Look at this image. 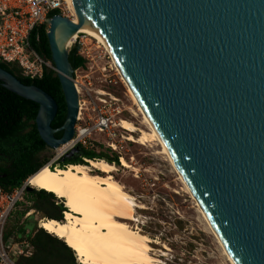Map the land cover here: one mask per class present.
<instances>
[{"label":"water","instance_id":"95a60500","mask_svg":"<svg viewBox=\"0 0 264 264\" xmlns=\"http://www.w3.org/2000/svg\"><path fill=\"white\" fill-rule=\"evenodd\" d=\"M71 2L77 23L54 14L46 32L66 105L59 128L53 97L0 67L4 87L38 104L47 148L73 136L78 111L69 50L55 30L68 36L88 19L234 263L264 264V0Z\"/></svg>","mask_w":264,"mask_h":264},{"label":"rangeland","instance_id":"374dc122","mask_svg":"<svg viewBox=\"0 0 264 264\" xmlns=\"http://www.w3.org/2000/svg\"><path fill=\"white\" fill-rule=\"evenodd\" d=\"M81 39L84 41L83 53H86L87 47L89 54L85 65L73 73V78L83 84L80 86L79 93L84 108L82 111L94 118L95 112L91 110V106H102L99 100L102 96L97 90H104L119 98L117 104L122 112L114 116L116 121L122 117L133 121L138 127H144L141 117L131 112V109H137V106L120 74L118 75L111 66L112 59L108 58L102 44L94 38L87 37L86 34H83ZM77 49L82 51L79 46ZM104 66H106L105 71L102 70ZM103 97L108 98V96ZM102 109L104 112L114 113L110 106L102 107ZM90 122L92 120L86 119L80 124ZM130 134L138 136L139 133H131L122 127L113 126L108 132L93 131L87 138L85 146L80 145L84 148L104 151L108 155L117 154L118 164H115L116 170L113 176L136 198L139 205H143L136 208L137 221L129 220L128 224L133 228L142 229L157 241L151 243L152 252L159 256L163 264H230L217 238L203 218L195 199L191 197L185 184L179 179L167 155L157 153L161 151L160 143L153 141L141 144L127 140L126 137ZM113 141L119 145L118 151L108 146L107 142ZM78 147H74L72 153H76ZM120 156H123L132 167L123 166ZM39 157H48L44 165L51 163L53 167L55 166V163H52L54 149H45ZM33 189L38 190L35 187ZM29 192L27 191L24 200L18 204L8 219L7 229L21 227L23 231L29 232L38 227L39 218H46L40 211L33 208L35 199ZM54 199L64 204V200L55 193ZM25 212H29L26 217ZM161 253L165 255L160 256ZM74 260L76 263L79 262L77 254Z\"/></svg>","mask_w":264,"mask_h":264},{"label":"bare ground","instance_id":"6f19581e","mask_svg":"<svg viewBox=\"0 0 264 264\" xmlns=\"http://www.w3.org/2000/svg\"><path fill=\"white\" fill-rule=\"evenodd\" d=\"M64 3L69 11V18L73 23H77L71 0H64ZM86 20L87 29L78 28L77 31L68 36H65L63 27L58 26L55 30L57 43L62 48H68L77 37V33L81 32L102 44L101 46L112 59L111 66L118 75L120 74L128 93L137 106V109H131V112L135 116H140L144 125L141 128L133 121L120 117L117 126L127 129L131 133H139L138 136L130 134L126 137L127 140L141 144L153 141L160 143L161 151L157 153L167 155L168 160L179 175V179L185 184L191 197L195 199L196 205L217 238L228 261L230 264H235L221 237L212 226L206 212L157 134L132 87L122 75L106 41L99 31L90 24L89 20ZM81 85L83 86L82 83L75 82L78 93H80ZM97 92L104 94L102 91ZM126 109L129 111V107ZM120 160L123 166L132 167L123 156L120 157ZM85 161L87 163L69 164L65 167L57 166L55 169H49L48 165H44L35 174L29 176L31 187L55 193L64 200L67 208L62 221L41 219L39 226L65 241L77 254L81 264H163L159 256L152 252L151 243L157 241L143 232L142 229L133 228L128 224L129 220L137 221L136 208L143 207V205H139L136 198L113 176L116 165L98 158H85ZM163 255L165 253H161L160 256Z\"/></svg>","mask_w":264,"mask_h":264},{"label":"trees","instance_id":"16d2710c","mask_svg":"<svg viewBox=\"0 0 264 264\" xmlns=\"http://www.w3.org/2000/svg\"><path fill=\"white\" fill-rule=\"evenodd\" d=\"M36 32L39 34L38 40L34 38ZM30 45L39 55L51 60L44 26L35 28L31 33ZM68 60L73 69L83 67L86 61L77 52L76 45L71 47ZM0 67L16 76L22 83L37 86L51 95L57 103V111L51 121V126L58 128L63 124L66 105L59 79L54 71L44 68L41 77L30 78L23 75L20 67L14 63L0 60ZM37 111L38 104L36 102L7 89L0 80V159L10 162L6 176L0 177V186L6 190L35 174L48 160V157H39V154L47 149V146L36 128L34 120ZM61 134V130L54 133L56 137H60ZM83 158L105 159L110 163L118 164L116 153L108 155L104 151H96L79 145L76 153L65 155L55 163V166L64 167L69 164L87 163ZM29 191L35 199L33 208L40 211L42 216L46 217L44 219L62 221L63 213L67 208L63 203L54 199V193L44 189ZM19 230L23 231L21 227ZM30 241L34 246V252L29 257H20L19 264H80L74 260L76 253L67 243L57 236L51 235L44 228L35 227Z\"/></svg>","mask_w":264,"mask_h":264},{"label":"built area","instance_id":"2783aa9c","mask_svg":"<svg viewBox=\"0 0 264 264\" xmlns=\"http://www.w3.org/2000/svg\"><path fill=\"white\" fill-rule=\"evenodd\" d=\"M69 11L64 0H0V60L16 64L21 69V73L30 78L41 77L44 68L51 69L57 73V69L51 60L39 55L30 45V35L35 28L44 26L45 33L50 26L49 20L54 14H60L69 18ZM84 33L78 32L73 43L67 48L69 51L73 45L79 46L81 50L77 52L88 58L89 49L86 47V53H83L84 41L81 36ZM38 40V32L34 35ZM108 58L111 60L110 55ZM110 68V65H108ZM78 68L73 69V73ZM106 70V66L102 67ZM74 85L76 80H74ZM76 87V86H75ZM104 94H100V105H92L94 118L82 110L83 103L78 94V111L74 125V134L66 142L61 143L54 149V157L52 163H57L62 157L67 155L74 147L85 146L87 138L93 131L108 132L113 126H117L119 119L116 121L114 116L122 112L121 107L117 104L119 98L104 90ZM108 96V98L103 97ZM110 106L114 113L104 112L102 107ZM92 120L90 123L81 125L82 120ZM108 146L114 151H118L119 145L114 141L107 142ZM121 157V156H120ZM119 157V159H120ZM85 161V158H83ZM51 163L48 165L50 166ZM55 167V166H54ZM29 176L21 183L15 185L9 190L0 186V264H19L20 257H29L34 252V246L30 241L33 235L32 231H21L19 229H10L7 231L6 224L11 214L14 212L18 204L24 200L27 193ZM29 212H25L24 216H28ZM37 220L38 227L39 221Z\"/></svg>","mask_w":264,"mask_h":264},{"label":"flooded vegetation","instance_id":"af4514ba","mask_svg":"<svg viewBox=\"0 0 264 264\" xmlns=\"http://www.w3.org/2000/svg\"><path fill=\"white\" fill-rule=\"evenodd\" d=\"M9 166H10V162L0 159V177L1 178L6 176V173H7L6 171Z\"/></svg>","mask_w":264,"mask_h":264},{"label":"clouds","instance_id":"9594fccd","mask_svg":"<svg viewBox=\"0 0 264 264\" xmlns=\"http://www.w3.org/2000/svg\"><path fill=\"white\" fill-rule=\"evenodd\" d=\"M49 167H51V166H49Z\"/></svg>","mask_w":264,"mask_h":264}]
</instances>
